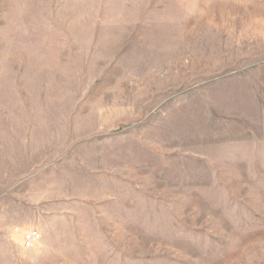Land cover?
<instances>
[{
	"label": "rangeland",
	"instance_id": "374dc122",
	"mask_svg": "<svg viewBox=\"0 0 264 264\" xmlns=\"http://www.w3.org/2000/svg\"><path fill=\"white\" fill-rule=\"evenodd\" d=\"M0 264H264V0H0Z\"/></svg>",
	"mask_w": 264,
	"mask_h": 264
},
{
	"label": "built area",
	"instance_id": "2783aa9c",
	"mask_svg": "<svg viewBox=\"0 0 264 264\" xmlns=\"http://www.w3.org/2000/svg\"><path fill=\"white\" fill-rule=\"evenodd\" d=\"M39 238V234L34 230H29L24 234V239L22 240L25 247H31L34 241Z\"/></svg>",
	"mask_w": 264,
	"mask_h": 264
}]
</instances>
